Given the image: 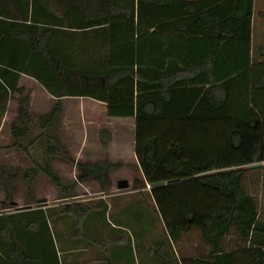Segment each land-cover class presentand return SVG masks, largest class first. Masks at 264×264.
Listing matches in <instances>:
<instances>
[{
	"label": "trees",
	"instance_id": "trees-1",
	"mask_svg": "<svg viewBox=\"0 0 264 264\" xmlns=\"http://www.w3.org/2000/svg\"><path fill=\"white\" fill-rule=\"evenodd\" d=\"M204 7V0H0V125L8 101L22 90L21 75L56 99L36 117L24 101L8 147L30 158L27 185L42 174L63 201L57 211L0 213V264H61L51 233L58 220L81 240L90 227L123 225L108 220L107 201L76 200L74 186L52 166L57 155L70 160L49 133L63 97L101 101L110 117L259 123L261 140L247 157L250 164L264 162V48L252 43L253 0H227L221 14ZM99 133L110 139L107 130ZM155 141L141 146L145 170L158 165ZM229 142L240 146L238 129ZM109 166L93 165L88 176L102 178ZM163 169L184 177L139 193L146 192L156 227L165 229L153 253L161 256L158 264H264V217L244 185L248 170L264 172V165L225 168L216 158L198 164L181 158Z\"/></svg>",
	"mask_w": 264,
	"mask_h": 264
},
{
	"label": "rangeland",
	"instance_id": "rangeland-1",
	"mask_svg": "<svg viewBox=\"0 0 264 264\" xmlns=\"http://www.w3.org/2000/svg\"><path fill=\"white\" fill-rule=\"evenodd\" d=\"M259 12L257 20L264 22L261 10ZM21 85V92L15 93L13 98L8 101L5 113L1 119V123L4 125L0 129V213L21 211L27 207L38 206L43 208L52 207L57 211V206L63 201L59 200L56 188L42 174H39L41 176L35 181L34 185H32V182L27 185L23 180V175L25 169L32 166V162L25 152L8 147L12 140L11 126L16 117H18L19 108L24 101L27 110L30 106L28 112L32 117L40 115L37 114L40 111L43 113L44 102L50 101V96L42 92L43 90L41 89L43 88L34 79L24 75L21 78ZM83 101H89V98L63 97L61 99L66 110L59 115L56 126L52 127L49 133L55 138L53 146L66 151L70 160L57 155L52 163L63 182L74 186L76 200L96 204L98 197L104 196L108 202V220L110 221L109 216H111L114 222L122 223L124 226H136L138 222L141 225L146 222L145 226L152 222L154 228L158 225L159 221L155 213H150L146 205V192L140 195L139 193L145 191L144 189H150L156 182L166 184L184 177L182 174H173L164 170L163 166L165 164L175 163L179 156H183L191 160L192 163L197 164L216 158L225 168L242 166L249 169L251 164L247 157L248 151L254 143L261 140L259 123L254 127H250L242 122L229 119L191 120L192 123L189 122L187 125H185V122L182 123V121H180L181 125V123L177 122L169 123L159 120L144 124H140V121L131 123L129 121L115 120L111 123L110 129L114 131L116 141L130 142L131 140L127 136L128 130L137 132L132 153L129 155L128 160L131 163L126 164L120 161L112 163L111 166L104 168L102 178L98 177V175L88 178V170L93 166L92 164L98 166L109 161L101 159L102 153L82 152L80 154L78 152L79 148H81V140L80 138L78 139L80 133L83 134L85 131V134L88 132L91 136L94 132L93 122H86L84 128H82L81 122V129L78 127L76 107L77 105H82ZM96 108L97 112L100 113L98 106ZM36 109L40 110L36 111ZM232 129H238L241 132V144L237 148L232 147L229 142V133ZM175 133L177 140L174 141ZM150 137H154L156 140L155 146L160 158L158 165L154 169L145 170L140 161V149L141 145ZM92 141L93 138L90 137L89 144H92ZM116 147L123 151L118 154L120 159L123 158L127 161L124 152H128V146L121 147L117 145ZM176 148L180 152L179 156L176 154ZM88 150V148L85 149V151ZM84 161L86 163L82 164ZM261 165H264V162H261ZM1 167L5 169L3 176L1 175ZM7 180L10 181L9 187L6 185ZM120 180L127 181L128 187L126 189H118ZM244 185L247 191L253 194L262 213L261 215L264 217V172L255 174V170H248ZM122 191L126 192L123 197H126V199L120 201L121 197L118 198L116 196H118L117 193L119 194ZM140 196L142 200L135 202L140 199ZM39 198H46V202L37 203ZM115 202L123 203L115 209ZM54 215L56 214L54 213ZM2 221L8 223V218H3ZM56 224L57 227L55 224L54 227H51L52 223H49V226L51 227L52 242L58 247L59 242L67 236V232L70 230L66 231L65 228L68 226L61 223L60 220ZM61 230L65 232H61ZM59 237H61V240H59ZM165 248L169 247L166 245Z\"/></svg>",
	"mask_w": 264,
	"mask_h": 264
},
{
	"label": "crops",
	"instance_id": "crops-1",
	"mask_svg": "<svg viewBox=\"0 0 264 264\" xmlns=\"http://www.w3.org/2000/svg\"><path fill=\"white\" fill-rule=\"evenodd\" d=\"M226 2L227 0H204V4H205L204 10L208 11V13L211 14L213 10L216 14L218 13L221 14L224 9L223 5L226 4ZM259 10H261V16L263 17V21H264V0H253V16L251 23L252 43L256 48L257 47L264 48V31H263L264 22H259L257 20L258 14L260 13ZM254 40L257 42L255 43ZM23 76L24 75H21L19 80V85L21 87H22L21 78ZM41 90H43L42 92H45L47 96H50L44 89ZM49 98L50 101H45L43 104L44 106L43 113L49 111L56 100L52 96H50ZM82 103H83L82 105H77L76 107V114L79 123L78 127H80L81 129V122L83 125L82 128H84V124L86 122H93L94 132L91 136L89 135L88 132L87 134H85V131L83 132V134L85 135L80 133L78 139L80 138L81 140V148H79L78 152L80 154L82 152H88L92 154L102 153L103 156L101 157V159L108 160L110 162L108 163L111 165L112 163H116L119 161L126 164L131 163L130 161H128L129 155H131L132 153V147L134 144L135 136L137 135V132L135 133L132 130H128L127 136L130 138L129 139L131 140L130 142L122 141V140L116 141V137L114 136V131L110 129L111 123L115 120H122L125 122L129 121L131 123H135V122L137 123L138 121H140V124H144L146 122H152L155 120L169 122V123L172 122L181 123L180 121H182V123L184 122L186 123L185 125L191 122V120L193 121L213 120L211 118H185V119L159 118L152 120H138L134 117H110L106 113V106L103 102L89 98V101H83ZM96 106H98L100 113L97 112ZM39 110L40 109L38 110L36 109V111ZM64 110H66V108L64 103H62V111L60 112V114L63 113ZM43 113L40 111L37 114H43ZM59 115H58V120H59ZM17 118L18 117H16V120ZM3 125L4 124L1 123L0 129L3 127ZM100 128L107 130L109 135H111L108 141L105 142V140L100 136L99 133ZM90 137L93 138L92 144H89ZM175 140H177L176 133L174 134V141ZM117 145L121 147L128 146V152H124L127 161H125L123 158L120 159V157L118 156V154L122 153L123 151L119 150L118 147H116ZM86 148H88L89 150L85 151ZM156 153H157V148H156ZM157 155L160 158L158 153ZM181 158L187 159L186 157L179 156L178 160ZM189 161L191 162V160ZM85 163L86 161L82 162V164ZM52 166L53 168H55L53 163ZM39 176L41 175L38 174L34 178V180L32 181V185H34L35 181H37ZM91 177L93 178L95 176H91ZM88 178H90V176ZM144 190H149V189H144ZM125 194H126L125 191L119 192V194L117 193L118 196L122 195L120 201L126 199V197L123 198ZM98 198L99 199H97V201L99 200L106 201L104 196ZM122 203L119 204V202H115L116 208H118V205H122ZM65 230L68 231L71 229L65 228ZM90 230L91 232L85 229V236L82 238V240L80 239L81 238L80 235L74 237L71 231L67 232V236L63 238L60 245L56 249L61 264H158L161 262L160 260L161 256L158 255V253L157 254L156 253L153 254V253H154V249L155 250L157 249L159 242L166 239L165 229L163 227L149 228L148 226L145 225L143 226L141 224L138 226H123V225L111 224L105 226L96 225L90 227ZM61 232H65V231L61 230ZM197 242L198 240H196L193 245L197 246L198 244Z\"/></svg>",
	"mask_w": 264,
	"mask_h": 264
},
{
	"label": "water",
	"instance_id": "water-1",
	"mask_svg": "<svg viewBox=\"0 0 264 264\" xmlns=\"http://www.w3.org/2000/svg\"><path fill=\"white\" fill-rule=\"evenodd\" d=\"M261 166V163H255V164H251L250 167L251 168H255V167H259ZM163 182H156L153 184V186H158V185H162ZM128 187V183L126 180H120L118 182V189L122 190V189H126ZM46 202V198H39L37 199V203H43Z\"/></svg>",
	"mask_w": 264,
	"mask_h": 264
}]
</instances>
